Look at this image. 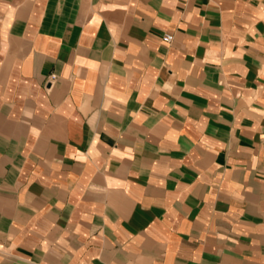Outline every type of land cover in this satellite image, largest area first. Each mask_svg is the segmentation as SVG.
<instances>
[{
	"label": "crops",
	"instance_id": "1",
	"mask_svg": "<svg viewBox=\"0 0 264 264\" xmlns=\"http://www.w3.org/2000/svg\"><path fill=\"white\" fill-rule=\"evenodd\" d=\"M263 9L0 0V264H264Z\"/></svg>",
	"mask_w": 264,
	"mask_h": 264
},
{
	"label": "built area",
	"instance_id": "2",
	"mask_svg": "<svg viewBox=\"0 0 264 264\" xmlns=\"http://www.w3.org/2000/svg\"><path fill=\"white\" fill-rule=\"evenodd\" d=\"M263 12H264V9H263ZM171 39V35L170 34H164L162 36V40L163 41H166V42H169ZM54 79V75L53 74H49L47 77H46V82L47 83H51V81Z\"/></svg>",
	"mask_w": 264,
	"mask_h": 264
}]
</instances>
